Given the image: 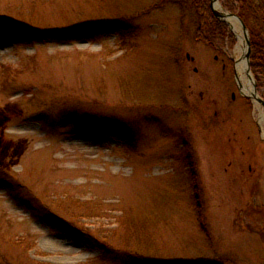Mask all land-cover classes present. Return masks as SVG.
<instances>
[{"label": "rangeland", "instance_id": "rangeland-1", "mask_svg": "<svg viewBox=\"0 0 264 264\" xmlns=\"http://www.w3.org/2000/svg\"><path fill=\"white\" fill-rule=\"evenodd\" d=\"M163 1L0 0V264H264L236 33Z\"/></svg>", "mask_w": 264, "mask_h": 264}, {"label": "trees", "instance_id": "trees-1", "mask_svg": "<svg viewBox=\"0 0 264 264\" xmlns=\"http://www.w3.org/2000/svg\"><path fill=\"white\" fill-rule=\"evenodd\" d=\"M171 0H165L169 2ZM181 4L183 7H189L191 10L188 14L193 16L195 21L199 23V29L203 23L206 25L207 30L204 32L206 36L213 38H223L226 35V26L221 21L217 20L209 8V0H174ZM230 11L237 12L244 20L249 28L251 36V69L256 75L258 83L264 79V0H229ZM185 5V6H184ZM37 33H48L37 31ZM58 35L50 33V37H57V40H66L68 34L66 31L55 32ZM260 86V85H259ZM137 264H166L161 261H144V259H137ZM174 264V263H170ZM187 264V263H179ZM195 264V263H192Z\"/></svg>", "mask_w": 264, "mask_h": 264}, {"label": "bare ground", "instance_id": "bare-ground-1", "mask_svg": "<svg viewBox=\"0 0 264 264\" xmlns=\"http://www.w3.org/2000/svg\"><path fill=\"white\" fill-rule=\"evenodd\" d=\"M215 8L218 11H221V12L223 11L219 2L215 3ZM227 20L229 24L232 26L233 30L235 31L237 39H238V44L234 51V54L237 58L236 67H235L236 72L238 74L240 82L243 85L244 93L248 96L254 97L253 80H252L253 77H252V74H249L247 72V62L244 58V54L246 51V37L244 33L242 32L240 23L238 22L237 19L228 18ZM254 100H255L256 108L259 111V115H260L259 123L263 125L264 124V110H262V106L258 103V101L256 99Z\"/></svg>", "mask_w": 264, "mask_h": 264}, {"label": "water", "instance_id": "water-1", "mask_svg": "<svg viewBox=\"0 0 264 264\" xmlns=\"http://www.w3.org/2000/svg\"><path fill=\"white\" fill-rule=\"evenodd\" d=\"M219 0H211V8H212V12L215 16V18L222 20L224 22H227L228 18H234L237 19L242 27V31L246 37V51L244 54V58L247 62V72L250 74L251 73V66H250V55H251V39H250V33L248 30V27L246 26V24L244 23V21L237 15V14H233V13H225V12H221L218 11L215 8V3H217ZM257 82L255 79H253V89H254V97L251 96V98H254L258 101V103L264 107V99L261 98L258 94L257 91ZM240 90L242 91V86L240 85Z\"/></svg>", "mask_w": 264, "mask_h": 264}, {"label": "snow or ice", "instance_id": "snow-or-ice-1", "mask_svg": "<svg viewBox=\"0 0 264 264\" xmlns=\"http://www.w3.org/2000/svg\"><path fill=\"white\" fill-rule=\"evenodd\" d=\"M111 255L114 256H120L124 260H132L133 258H136L126 252H113ZM153 259H158V260H184V261H189V262H199L202 257L200 256H185V257H156Z\"/></svg>", "mask_w": 264, "mask_h": 264}, {"label": "flooded vegetation", "instance_id": "flooded-vegetation-1", "mask_svg": "<svg viewBox=\"0 0 264 264\" xmlns=\"http://www.w3.org/2000/svg\"><path fill=\"white\" fill-rule=\"evenodd\" d=\"M238 88H239V91H240V87H239V86H238ZM240 93H241V92H240ZM234 98H235V96H234ZM233 100H236V99H233ZM245 100H247V102H248V99L245 98Z\"/></svg>", "mask_w": 264, "mask_h": 264}]
</instances>
